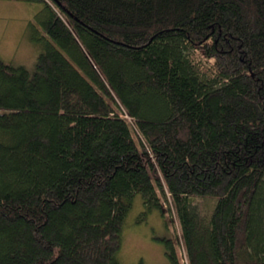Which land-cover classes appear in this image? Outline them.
Returning a JSON list of instances; mask_svg holds the SVG:
<instances>
[{"label": "trees", "instance_id": "1", "mask_svg": "<svg viewBox=\"0 0 264 264\" xmlns=\"http://www.w3.org/2000/svg\"><path fill=\"white\" fill-rule=\"evenodd\" d=\"M25 1L45 34L33 70L0 57V264H121L137 193L140 220L171 198L187 264H264V0Z\"/></svg>", "mask_w": 264, "mask_h": 264}, {"label": "rangeland", "instance_id": "2", "mask_svg": "<svg viewBox=\"0 0 264 264\" xmlns=\"http://www.w3.org/2000/svg\"><path fill=\"white\" fill-rule=\"evenodd\" d=\"M40 2L25 0H0V57L15 65L33 70L42 41L36 40L45 34L37 15L42 10ZM47 37V35H46ZM199 214L208 210L207 199L197 198ZM212 200V199H209ZM171 198L165 201V215L160 209H153L144 220L139 216L145 206L143 196L137 193L133 206L126 218L122 234V247L117 253L121 264H169L164 238H171L179 250L183 264H187V251L182 238L180 221L171 209ZM215 206V200H212Z\"/></svg>", "mask_w": 264, "mask_h": 264}]
</instances>
